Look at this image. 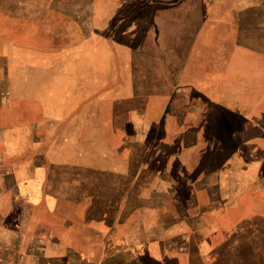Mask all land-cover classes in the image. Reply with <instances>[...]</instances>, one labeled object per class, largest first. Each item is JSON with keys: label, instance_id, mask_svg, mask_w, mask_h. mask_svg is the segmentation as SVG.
Segmentation results:
<instances>
[{"label": "crops", "instance_id": "1", "mask_svg": "<svg viewBox=\"0 0 264 264\" xmlns=\"http://www.w3.org/2000/svg\"><path fill=\"white\" fill-rule=\"evenodd\" d=\"M255 4L253 44L205 41L203 87L188 57L112 39L102 65L76 55L0 89V264H264Z\"/></svg>", "mask_w": 264, "mask_h": 264}, {"label": "rangeland", "instance_id": "2", "mask_svg": "<svg viewBox=\"0 0 264 264\" xmlns=\"http://www.w3.org/2000/svg\"><path fill=\"white\" fill-rule=\"evenodd\" d=\"M255 6V0H0V89L12 81L24 89L27 75L37 78L42 64L41 71L54 73L62 60L73 71L76 55L102 65L106 49L120 54L109 46L112 39L139 42L146 55L159 53L173 65L188 57L191 85L203 87L200 57L216 54L205 41L240 38L253 44ZM172 63L163 62V68Z\"/></svg>", "mask_w": 264, "mask_h": 264}]
</instances>
